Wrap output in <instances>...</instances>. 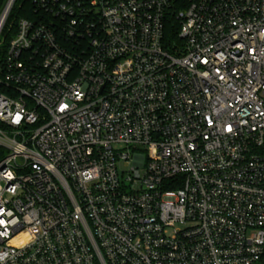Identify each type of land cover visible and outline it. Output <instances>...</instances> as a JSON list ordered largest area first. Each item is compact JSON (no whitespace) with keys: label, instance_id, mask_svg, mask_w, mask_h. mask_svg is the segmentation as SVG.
<instances>
[{"label":"built area","instance_id":"2783aa9c","mask_svg":"<svg viewBox=\"0 0 264 264\" xmlns=\"http://www.w3.org/2000/svg\"><path fill=\"white\" fill-rule=\"evenodd\" d=\"M24 1L0 0V264H264V0Z\"/></svg>","mask_w":264,"mask_h":264},{"label":"trees","instance_id":"16d2710c","mask_svg":"<svg viewBox=\"0 0 264 264\" xmlns=\"http://www.w3.org/2000/svg\"><path fill=\"white\" fill-rule=\"evenodd\" d=\"M23 9H29V3L27 0H25L23 3ZM164 31V43L167 47H172L174 42L177 40V25L173 19H169L167 21Z\"/></svg>","mask_w":264,"mask_h":264},{"label":"rangeland","instance_id":"374dc122","mask_svg":"<svg viewBox=\"0 0 264 264\" xmlns=\"http://www.w3.org/2000/svg\"><path fill=\"white\" fill-rule=\"evenodd\" d=\"M120 149H123V146L122 145H120V146H118ZM125 151V150H124ZM129 167V165H127L124 161L123 162H120L119 163V168L120 169H123V170H125V169H127Z\"/></svg>","mask_w":264,"mask_h":264}]
</instances>
